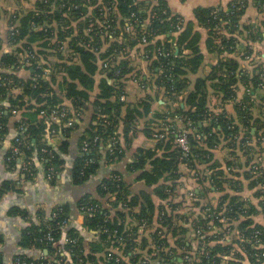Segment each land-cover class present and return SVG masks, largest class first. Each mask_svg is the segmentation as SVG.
Listing matches in <instances>:
<instances>
[{"label": "trees", "instance_id": "1", "mask_svg": "<svg viewBox=\"0 0 264 264\" xmlns=\"http://www.w3.org/2000/svg\"><path fill=\"white\" fill-rule=\"evenodd\" d=\"M150 4L147 0H36L32 8L10 12L6 40L0 33V141L8 133L10 118L18 115V134L7 153L11 164L21 159L28 166L24 171L33 177L38 172L37 156L46 165V174L53 169L50 181L56 184L70 143L64 140L58 151L48 136L72 135L80 127L75 116L82 117L91 107L95 122L81 133L82 156L72 171L75 184L98 172L103 149L108 161H114L124 158L139 131L156 141L155 148H137L130 163L146 189L133 194L119 172L98 185L101 196H117L114 206L123 209L114 217L97 198L81 199L85 226L100 238L92 251H86L81 231L70 226L69 205L58 204L52 217L42 216L24 231V245L38 254L19 258L35 264H153L156 260L264 264V225L257 219L260 213L264 217V56L258 57L261 51L255 47L258 40L264 42V9L255 27L243 21L247 0L198 8V24L173 15L165 5ZM256 4L264 6V0ZM4 13L8 11L0 8V18ZM143 36L148 42H141ZM140 43L153 79L134 72L130 64V51ZM7 44L11 50L5 52ZM212 53L221 56L218 64L193 80ZM130 78L148 90L134 103L126 93ZM161 94L165 111L154 109ZM227 103H234L235 115L227 112ZM61 107L68 111L62 124L52 118V110ZM71 119L73 125L65 126L64 120ZM171 123L188 129L190 153L185 154L176 134L166 130ZM244 180L255 191L254 199L240 193ZM180 183H186V193L177 192ZM4 188L11 186L6 183ZM212 200L227 204L229 220L238 216L236 222L228 221L234 230L247 236L261 231L257 247L246 243L249 259L235 247L237 240L223 239L230 225L208 217ZM84 205L98 208L89 212ZM142 226L150 232L141 235ZM49 233L53 240L47 238ZM100 244L121 252L107 251L100 259L96 254ZM40 253L43 259L38 258Z\"/></svg>", "mask_w": 264, "mask_h": 264}, {"label": "crops", "instance_id": "2", "mask_svg": "<svg viewBox=\"0 0 264 264\" xmlns=\"http://www.w3.org/2000/svg\"><path fill=\"white\" fill-rule=\"evenodd\" d=\"M36 0H21L20 3L15 0H0V8L6 9L8 13L2 14L0 18V33L4 40L7 38L9 32V15L12 10L15 9H28L34 6ZM151 2L150 5H165L173 15H180L184 21H194L198 24L195 11L198 8L209 7H226L234 0H147ZM257 0H247V12L243 17V21L253 22L254 25H258V15L261 14L260 9H264V6L256 4ZM246 3V2H245ZM120 17V15L118 16ZM255 25V27H256ZM205 34V30H202ZM143 44L140 43L134 47L128 56L130 64L133 66L134 72L139 71L145 75V78L153 79L155 75L150 72V62L147 61V56ZM6 52L11 50V47L6 45ZM256 50H260L264 56V42L258 40L255 43ZM178 48V47H177ZM176 48V49H177ZM4 50V51H5ZM189 50H186L188 53ZM221 56L216 53L207 55V60L201 69L192 77L193 80L200 76L207 75L212 67L218 64ZM21 72H25V67H22ZM1 73V66H0ZM100 77V75H99ZM99 79V78H98ZM98 91V87L96 88ZM148 92L147 88L139 81L130 78L127 82L126 93L129 102H137L143 95ZM165 100L163 95H159L157 102L154 104L155 110H167L164 106ZM6 106L9 105L8 101L4 102ZM226 109L229 114L235 115L236 110L234 103H227ZM19 120L18 115H13L9 120L8 133L0 141V263L1 264H18L17 259L20 255L35 256L38 251L24 245V231L30 224L39 223L40 218L45 216L47 218L52 217L53 209L58 204H67L70 207V223L72 227H77L82 235L85 237L84 245L86 251H92V244L99 243V235L96 231H91L85 226L86 213L79 209V203L81 199L86 195H91L102 202V205L111 210L112 216L116 215L119 209H123L122 206H114L117 200L115 194L108 196H101L98 193V185L105 177L112 175L115 172H119L126 183L131 186L132 193H137L141 189H146V182L139 179V171H132L130 169V163L134 161L135 150L137 148H155L156 141L145 134L143 131H139L133 138L131 147L126 148V155L124 158H116L114 161H108L107 150L103 149V157L101 159V165L98 172L92 176L88 181L83 184H75L73 181L72 171L77 159L82 156L80 147L81 133L92 123L93 111L86 110L79 121L80 127L75 130L72 135L65 137L62 134H53L48 136V142L56 150H60L64 140H68L70 145L68 152L63 154L65 159L64 170L58 175V182L52 184L46 174V165L35 156V162L38 172L33 176H29L24 170L22 160L19 159L16 165L11 164L7 158V153L13 145V140L18 134V128L16 122ZM147 120V119H146ZM145 124V120L141 121L140 128L142 129ZM123 131V126L120 132ZM255 131V129H253ZM224 152V151H223ZM220 159V156H219ZM186 168L182 167L184 171ZM185 172V171H184ZM183 181V180H182ZM6 183L10 184L11 188L5 190ZM177 192L180 194L186 193V183H180ZM230 190V188H228ZM152 191V189L150 190ZM244 196H248L254 199V190L250 189L248 181L244 180L241 184L240 193ZM191 194V193H190ZM220 195L218 192L216 196ZM214 196V198H216ZM218 198V197H217ZM218 200V199H217ZM257 200V199H256ZM261 214V213H260ZM258 214L257 219L264 225L263 214ZM263 217V218H262ZM150 228L141 227L139 233L141 235L148 234ZM189 235H192V231ZM121 252L118 247L107 246L106 244H100L96 248L97 257L103 259L106 256V252ZM127 259L129 257H126Z\"/></svg>", "mask_w": 264, "mask_h": 264}, {"label": "built area", "instance_id": "3", "mask_svg": "<svg viewBox=\"0 0 264 264\" xmlns=\"http://www.w3.org/2000/svg\"><path fill=\"white\" fill-rule=\"evenodd\" d=\"M133 16V15H132ZM106 18V17H105ZM109 20L108 19H105L103 21V23H105L106 27L108 29H110V23L108 22ZM135 21H138V20H135ZM142 43H146L148 42V39L146 36H143L142 37ZM147 56V55H146ZM251 56H247L246 58L247 59H250ZM124 99V97H123ZM42 116L46 115V111H42L41 113ZM68 115V111L66 110L65 107H61V108H55L52 110V118L58 122H60L61 124L63 123V119ZM81 118V115H76L75 116V119H80ZM64 125L65 126H71L73 125V120L71 119L70 121H66L64 120ZM179 126V123H171V124H168L167 127H166V130L169 132V133H175L176 136H177V142L181 148V150L185 153V154H188L190 153L191 151V146H190V139H189V131L187 128L185 127H178ZM158 136V135H157ZM160 136H162V134H160ZM98 139V138H96ZM85 150H88V144H86ZM27 164H23V168L25 170H27ZM258 168V166H257ZM47 177L48 179H51L53 177V169L51 168L49 173L47 174ZM192 195V193H191ZM219 202V201H218ZM217 200H212L210 202V206L207 208V215L208 217H211L213 218L214 220L215 219H218V221L220 222H224L226 224V226H228V231L226 232V235L225 237L223 238L224 240H226L227 242H230L232 243L233 241H236V246L235 247H238L240 248L246 255V259H249V256H248V251L246 250V243L252 245V246H255L257 247L258 244H260L262 242V237H261V231L259 230H256L253 232V234H251L250 236H247L246 234H244L243 232H240V231H237V230H234L233 227V224L232 222H236L238 220V216L233 218V220H229L228 219V211H227V208H226V205L227 204H221L220 202L218 203ZM85 208V210L87 211H94L98 208V205L94 206H89L87 207L86 205L83 206V209ZM56 215V213H54V216ZM241 217H243V215L241 214ZM228 221H232V222H228ZM68 221L67 220H64L62 224H67ZM199 232V231H198ZM49 240H53V236L49 233L48 237H47ZM236 252L235 249L232 250V252ZM43 254H45L43 252ZM42 253L39 254V257L40 259H43L44 258V255ZM264 255V254H263ZM109 256H112V254H109ZM119 259L116 258V261H118ZM247 261V260H245ZM17 263L18 264H35L34 261H28L26 259H21V258H18L17 259ZM43 264H56L54 261H49L48 263H43ZM153 264H161V261L160 260H156L155 263Z\"/></svg>", "mask_w": 264, "mask_h": 264}, {"label": "water", "instance_id": "4", "mask_svg": "<svg viewBox=\"0 0 264 264\" xmlns=\"http://www.w3.org/2000/svg\"><path fill=\"white\" fill-rule=\"evenodd\" d=\"M5 52H6V50H5ZM178 53H179V48L176 49V54H178ZM44 253L47 254V253H48V250L45 249V250H44ZM179 260L181 261L182 259L179 258ZM169 264H170V263H169Z\"/></svg>", "mask_w": 264, "mask_h": 264}, {"label": "rangeland", "instance_id": "5", "mask_svg": "<svg viewBox=\"0 0 264 264\" xmlns=\"http://www.w3.org/2000/svg\"><path fill=\"white\" fill-rule=\"evenodd\" d=\"M28 168V167H27ZM142 227H144V226H142Z\"/></svg>", "mask_w": 264, "mask_h": 264}]
</instances>
